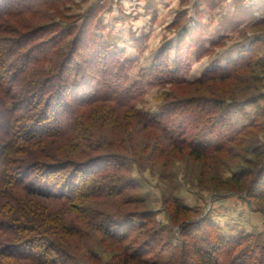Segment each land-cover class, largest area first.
Masks as SVG:
<instances>
[{"label": "trees", "instance_id": "16d2710c", "mask_svg": "<svg viewBox=\"0 0 264 264\" xmlns=\"http://www.w3.org/2000/svg\"><path fill=\"white\" fill-rule=\"evenodd\" d=\"M0 1V44L8 47H0L1 79L7 85L0 81V115L5 122L0 127V264H80L79 257L69 250L68 241L87 236L111 243H106L105 248L116 252L114 259L120 261L110 264H190L175 261L171 255L163 261L162 256L155 258L158 261H149L146 256L156 255L147 248L148 244L171 246V234L154 220L141 219L146 217L138 211L123 215L125 211L116 209L120 214L114 216L109 210L133 203L132 197H125L135 190L127 174L137 161L149 160L150 150L159 154L161 150L165 156L171 150L188 151L190 157L199 160L230 155L228 146L238 144L242 135L248 139L240 144L243 150L258 142L251 140L259 128L256 124L248 126L247 132L246 128L236 134H218V141L200 139L199 128L210 121L198 99L178 104L165 101L156 111L138 108L148 88L204 86L214 80L233 79L235 68L233 72L204 75L191 82L179 78L180 67H170L169 59L161 58L157 66L143 71L139 81L126 85L128 78L123 75L131 70L127 65L130 61L120 62L112 52H100L104 47L91 41L90 36L67 41L69 33L58 40L43 39L42 44H37L31 35L22 36L21 41L1 37L10 33L21 36L9 29L7 21L33 13L42 0L29 5V0L20 1V5L19 1L12 2L15 0ZM80 50L87 51L88 57L81 55L72 75L65 76ZM95 63L100 64L99 69L93 67ZM98 74L102 79L98 80ZM37 96L40 99L35 101ZM63 96L80 100L70 104ZM127 122L133 124L132 129L139 128L134 132L138 141L129 146L125 129L131 127L125 125ZM104 133L109 137H103ZM106 152L118 154L121 161L117 159L106 171H98L91 164L95 162L92 158ZM19 155H29L30 164L15 158ZM254 156L255 163L249 161L246 170L240 168L244 179L261 175L260 169H264V153L256 151ZM63 174L65 177L59 178ZM57 178L56 192L52 182ZM241 180L233 179L243 189L242 184L248 181ZM257 198L264 203V191ZM44 200L51 206H45ZM173 204V226H183L181 215L187 210L177 201ZM68 218H74L77 224ZM136 230L139 235H132ZM201 239L208 241L205 244L212 246V252L223 244L218 239L219 245L212 239ZM193 249L199 255V264H242L234 256L229 261L213 259L198 244ZM244 261L249 264V260Z\"/></svg>", "mask_w": 264, "mask_h": 264}, {"label": "rangeland", "instance_id": "374dc122", "mask_svg": "<svg viewBox=\"0 0 264 264\" xmlns=\"http://www.w3.org/2000/svg\"><path fill=\"white\" fill-rule=\"evenodd\" d=\"M20 1L23 0L12 2L20 5ZM31 1L36 2L29 0L28 5ZM7 24L10 30L21 35H1L9 41H21L22 36L31 35L37 44H42L43 39L58 40L69 33L67 41L90 36L91 41L94 39L104 47L100 52L110 51L120 62L130 61L127 65L131 70L123 75L128 78L126 85L139 81L143 71L157 66L161 58L169 59L170 67H180L179 78L191 82L204 75L233 72L235 68L233 79L214 80L204 86L148 88L138 108L156 111L165 101L178 104L190 98L198 99L210 121L199 128L200 139L218 141V134H236L246 128L247 132L248 126L256 124L259 128L253 132L251 140L258 142L251 149L243 150L240 144L248 139L242 135L238 144L228 146L230 155H212L199 160L190 157L188 151L171 150L165 156L161 150L160 154L150 150L147 152L149 160L137 161L139 165L134 163L133 170L127 174L135 190L125 197H132L134 204L109 212L117 216L120 213L116 209L125 211L123 215L138 211L146 217L141 219H152L171 234V246L148 244L147 248L156 255L146 256L149 261L171 255L175 261L199 264V255L193 249L194 244H198L203 252L218 261H229L234 256L242 264L244 260H249V264H264V203L257 198L264 191V169H260L261 175L249 179L240 175V168L246 170L247 162L257 161L254 152L264 153V0H42L33 13L9 19ZM0 47L8 49L6 44ZM81 55L88 57V52L77 53L65 76L72 75L74 63L81 60ZM100 58L101 55L96 60ZM95 64L93 67L99 69L100 64ZM1 78L0 70L2 82ZM100 79L102 76L98 74ZM53 81L50 79L51 83ZM63 97L70 104L80 100ZM39 99L37 96L35 101ZM2 117L0 115V127L5 126ZM128 124L131 129L126 126L125 137L129 146L136 144L138 136L136 139L134 132L139 128L134 130L133 124L125 125ZM211 131L213 135L208 137ZM103 137L109 136L104 133ZM119 157L106 152L94 156L95 162L91 164L97 166L98 171H106ZM15 158L31 161L29 155ZM64 177L63 174L59 178ZM59 178L52 182L56 192ZM234 178L242 179L241 183L247 180V185L242 184L243 189L236 186ZM125 201L126 198L122 200ZM175 201L187 210L181 215L185 221L183 226H173L176 216L171 210ZM43 203L51 206L48 201ZM68 219L77 224L74 218ZM131 234L139 235V230ZM201 237L212 239L213 243L218 239L223 244L212 252V246L205 244L208 241L204 242ZM96 238L69 239L68 248L79 257L80 264L120 261L114 259L116 252L105 248L110 242L102 243L98 236ZM127 244L130 245L129 241Z\"/></svg>", "mask_w": 264, "mask_h": 264}]
</instances>
